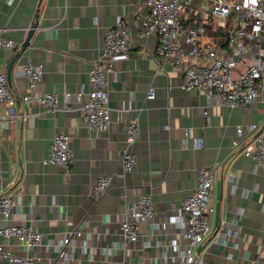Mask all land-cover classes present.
Segmentation results:
<instances>
[{
    "label": "crops",
    "instance_id": "0c3cea01",
    "mask_svg": "<svg viewBox=\"0 0 264 264\" xmlns=\"http://www.w3.org/2000/svg\"><path fill=\"white\" fill-rule=\"evenodd\" d=\"M37 6V24L22 47ZM146 9L145 0H0V35L13 39L12 46L0 49V72L8 75L9 89L14 94L27 90L22 65L31 61L44 68L38 90H55L61 101L65 91L71 92L65 109L52 112L19 101L10 109L13 118L0 119V193L16 194L13 222L42 233L35 247L13 240L6 246L55 264H117L123 259L171 264L178 254L173 239L180 248L185 241L168 215L179 213L182 199L193 191L197 167L215 163L211 231L195 246V254L202 264H264V169H254L241 152L257 135L264 140V92L247 107H228L208 104L202 89L181 88L186 65L200 58L178 66L159 61L156 34L140 35ZM118 17L127 26L128 57L116 62L109 81L108 127L89 129L75 93L85 95L91 88L89 68ZM183 18L205 26L203 42L227 49L222 28L203 12L201 2ZM150 85L152 98L146 96ZM135 114L140 130L131 149L137 162L132 172L123 173L125 124ZM236 126L242 127L240 135ZM54 129L71 133L68 172L42 162ZM187 129L191 134L185 137ZM192 137H200L202 145ZM15 159L19 165L13 173ZM99 174L110 175V183L95 197L91 185ZM141 191L150 192L155 215L141 223L135 241H126L119 223ZM74 229L81 235L71 237L66 248L73 256L68 259L61 241ZM0 264L11 263L0 259Z\"/></svg>",
    "mask_w": 264,
    "mask_h": 264
},
{
    "label": "built area",
    "instance_id": "2783aa9c",
    "mask_svg": "<svg viewBox=\"0 0 264 264\" xmlns=\"http://www.w3.org/2000/svg\"><path fill=\"white\" fill-rule=\"evenodd\" d=\"M199 1L203 12L209 14L213 23L222 28L227 49L220 51L211 42H203L200 36L205 33V26L187 23L183 12L191 9ZM144 26L140 35L155 33L157 43L156 56L159 61L168 60L180 65L185 59L200 58L199 61L186 65L179 86L184 89L197 88L205 93L208 104L228 107L243 106L255 100L264 92V0H145ZM13 39L0 35V49L12 46ZM130 42L127 26L117 18L114 25L105 32L97 57L92 61L88 76L91 88L83 95L75 93L80 99L79 108L82 118L89 129L103 130L110 123L108 104V86L111 77L117 72L116 62L128 57ZM27 86L25 92L14 94L8 87L7 76L0 72V119L13 118L10 109L16 102L42 106L48 111L69 107L67 103L71 92L65 91L64 100L59 99L55 90H38L44 74L42 63L26 61L22 65ZM147 97H154L155 91L149 86ZM4 112H1L2 110ZM254 127L255 124H251ZM138 114L130 117L125 124L126 146L121 153L122 171L132 172L136 166V155L131 149L139 135ZM237 135L242 127L236 126ZM185 137L190 131L185 130ZM71 133L54 129L48 151L42 158L43 163L61 166L66 172L72 158L70 145ZM197 146L202 145L200 137H192ZM233 139L232 143L237 144ZM241 152L253 162V168L264 169V140L257 135L253 142L245 144ZM19 162L15 159L11 170L17 171ZM215 163L206 164L196 169V184L193 191L186 195L180 205L179 213H171L168 219L177 225L185 245L179 247L173 239L172 244L178 251L177 259L171 264H202L195 254V246L210 233L214 216V202L211 197L212 187L217 177ZM110 183V175L99 174L91 185V193L97 197L104 193ZM17 205L16 194L12 191L0 193V259L11 264H55L46 263L29 254H18L6 246L13 240L32 248L42 240V233L21 222H13L12 216ZM155 208L150 192L141 191L126 208V213L119 223V231L126 241H135L143 221L152 219ZM264 235V226L262 227ZM81 230L68 231L61 241V252L65 258H72L73 253L66 248L71 237L80 236ZM7 242V243H6ZM164 261L165 258H164ZM117 264H130L126 259ZM142 264H150L148 262ZM168 264V263H163Z\"/></svg>",
    "mask_w": 264,
    "mask_h": 264
},
{
    "label": "water",
    "instance_id": "95a60500",
    "mask_svg": "<svg viewBox=\"0 0 264 264\" xmlns=\"http://www.w3.org/2000/svg\"><path fill=\"white\" fill-rule=\"evenodd\" d=\"M38 11H39V6L36 7V10H35V13H34V20L32 21L30 27L28 28V31H27V34H26V37L24 38L23 42H22V47H26L28 44H29V41H30V37H31V34L33 32V29L34 27L36 26L37 24V15H38ZM16 56V54H15ZM14 56V57H15ZM13 57V59H14ZM8 77V75H7Z\"/></svg>",
    "mask_w": 264,
    "mask_h": 264
}]
</instances>
